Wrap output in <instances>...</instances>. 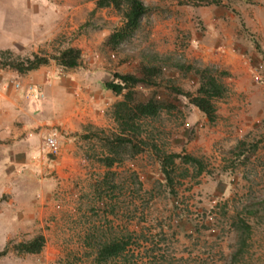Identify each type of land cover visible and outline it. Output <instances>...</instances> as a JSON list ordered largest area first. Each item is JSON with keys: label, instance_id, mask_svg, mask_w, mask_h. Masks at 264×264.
<instances>
[{"label": "rangeland", "instance_id": "obj_1", "mask_svg": "<svg viewBox=\"0 0 264 264\" xmlns=\"http://www.w3.org/2000/svg\"><path fill=\"white\" fill-rule=\"evenodd\" d=\"M140 1L147 13L139 29L110 50L104 40L121 22L110 9L91 7L92 0H0V50L25 58L78 46L81 64L75 69L97 86L113 73L140 76L141 66L161 67L153 86L133 89L136 100L154 96L163 104L155 117L140 119V138L164 153L199 159L203 171L195 177L189 168L181 178L179 166L167 186L148 146L138 145L134 153L139 147L106 143L117 132L113 122L61 134L60 143L69 138L73 149L72 162L61 164L59 154L53 158L41 148V134L54 126L41 111L39 124L43 118L48 122L36 127L33 141L19 143L26 131L0 140V251L7 247L0 264H264V59L254 48L257 44L264 54V22L247 15L248 8L257 9L247 1L244 7L229 6L228 0L225 5L218 0ZM210 10L233 17L224 28L235 35L236 52L249 68L242 83L228 73L218 77L227 91L213 101L211 122L178 94L194 93L189 67L225 72L202 62L198 43H192L204 36L201 17ZM162 28L170 29L168 38H160ZM50 64L55 77L65 72ZM12 82L7 80L10 92ZM83 134L92 135L84 139ZM240 141L256 148L235 157ZM110 145L117 161L104 168L97 159L109 156ZM246 211L248 232L238 228L235 217L243 218ZM37 235L44 238L39 253L12 251L13 244ZM127 235V252L96 260L97 246Z\"/></svg>", "mask_w": 264, "mask_h": 264}, {"label": "trees", "instance_id": "obj_2", "mask_svg": "<svg viewBox=\"0 0 264 264\" xmlns=\"http://www.w3.org/2000/svg\"><path fill=\"white\" fill-rule=\"evenodd\" d=\"M94 9H110L120 20L121 25L119 28L108 34L104 40V46L110 50L115 49L120 43L129 39L139 29L140 21L147 13V7L143 5L140 0H94ZM254 48L258 54L264 59V54L257 44ZM53 61L54 64L62 70H72L78 68L81 64L80 50L73 47H65L55 51L50 56H39L31 54L30 57L20 58L14 56L10 50H0V69H9L16 74L22 76L31 71L36 70L40 66L46 65L48 62ZM195 75V90L194 93L178 94L185 97L188 103L202 113L207 121L211 122L214 117L213 101L221 99L226 94L225 85L219 80L220 75H227L226 72H218L215 68H187ZM161 73V67L155 64H146L140 67V76L130 73H113L110 81H105L100 84L103 90L109 91L113 96L121 97V100L112 104L108 114L115 124L117 132L113 134L111 141L116 144V147L122 144L128 145L135 150L138 145L149 147L157 158L159 169L163 180L167 186L173 185L174 171L182 166L181 178L186 177L189 168L195 171L197 177L203 171L202 162L188 154L180 153H164L157 149L153 144H147L140 138V125L138 122L142 118H152L157 115L161 110L163 104L156 101L154 96H150L144 101H138L134 98L133 89L137 85L151 87L154 85L155 78ZM92 134H89L91 136ZM87 134L81 137L88 139ZM111 146V145H110ZM111 146L108 149V155L100 157L97 162L104 168H110L117 159L113 156L116 152L113 151ZM255 144L240 141L235 147V157H240L243 154L254 151ZM141 148H136L134 153ZM150 150V151H151ZM250 211H246L243 218H238L236 215L238 228L242 231H249V225L246 220ZM130 236L121 238L112 237L103 244L97 246L95 250V258L98 261L106 259L117 258L124 252H127ZM243 243V240L241 241ZM44 245V238L41 235L34 236L32 239L25 242H18L12 245L11 249L19 254H37L40 252ZM7 252V247L0 251V257L4 256ZM239 253V252H238Z\"/></svg>", "mask_w": 264, "mask_h": 264}, {"label": "crops", "instance_id": "obj_3", "mask_svg": "<svg viewBox=\"0 0 264 264\" xmlns=\"http://www.w3.org/2000/svg\"><path fill=\"white\" fill-rule=\"evenodd\" d=\"M246 1L257 8L256 10L248 8L247 15L252 17L254 22H264V0H228V4L232 7H244L247 6L244 3ZM218 3L225 5L224 0H218ZM89 5L94 8V0ZM64 6L72 9L78 8L77 3L72 4L71 2L64 3ZM210 11L207 16L201 17L205 27L204 36H200L198 39L192 37L194 39L192 43H198V54L202 62L214 63L226 73L236 76L237 79L241 77L240 82L242 83L245 81L249 68L244 58L241 57V53L238 55L236 52L238 46L235 35L228 28H224L226 23H231L233 17L225 10ZM54 17H56L55 13L52 18ZM169 32V28H162L160 38H168ZM77 48L80 49L78 46ZM54 68L53 64L40 66L22 76L9 69H0V140L3 139V135L16 137L21 134V131H26L19 143L23 142V145H26L33 141L36 138L34 132L36 127L48 122L43 118L39 124L40 114L42 116L41 111H44L43 116L49 118L51 125H54L53 129L57 130L59 135L79 133L85 126L102 128L112 122L108 112L112 104L118 101V98L109 91L103 90L100 85L97 86L90 76L86 78L79 76L76 69L80 67L65 70L58 77H55ZM10 79L13 80L11 92L8 91L7 84V80ZM14 83L19 84L18 89L13 88ZM28 84L37 86L43 95L41 100L27 97L25 87ZM35 111L37 113L34 116L40 112L39 118L32 117ZM46 133L41 134L39 131V135H42L39 139L40 145ZM16 138L12 142L14 145ZM69 141V138H66L61 143V150L57 158L61 164L72 162L73 149L69 145V143L71 144Z\"/></svg>", "mask_w": 264, "mask_h": 264}, {"label": "built area", "instance_id": "obj_4", "mask_svg": "<svg viewBox=\"0 0 264 264\" xmlns=\"http://www.w3.org/2000/svg\"><path fill=\"white\" fill-rule=\"evenodd\" d=\"M13 88L18 89L19 84L14 83ZM25 92L28 98H32V99L34 98V99H39V100L43 98V95L40 93L37 86L33 84L26 85ZM59 138H60V135L57 133L55 129L48 131L43 136L42 141H41V148L46 155L53 157V158L58 156L60 152V147H61Z\"/></svg>", "mask_w": 264, "mask_h": 264}]
</instances>
